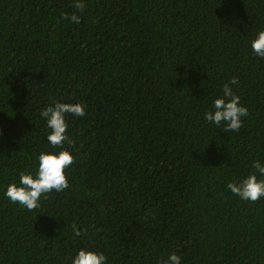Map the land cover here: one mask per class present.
Segmentation results:
<instances>
[{
  "label": "trees",
  "instance_id": "trees-1",
  "mask_svg": "<svg viewBox=\"0 0 264 264\" xmlns=\"http://www.w3.org/2000/svg\"><path fill=\"white\" fill-rule=\"evenodd\" d=\"M0 0V264H264V197L229 183L264 179V0ZM75 13L74 24L64 16ZM232 91L239 132L205 119ZM66 114L53 147L40 113ZM69 151V187L29 211L6 197L40 153ZM81 232L75 235L73 224Z\"/></svg>",
  "mask_w": 264,
  "mask_h": 264
},
{
  "label": "clouds",
  "instance_id": "clouds-1",
  "mask_svg": "<svg viewBox=\"0 0 264 264\" xmlns=\"http://www.w3.org/2000/svg\"><path fill=\"white\" fill-rule=\"evenodd\" d=\"M74 7L78 12L83 13L86 4L83 0H76ZM64 20H71L74 24L81 22L80 16L73 13L71 17L65 15ZM253 52L264 58V31H260L257 37L251 42ZM239 84L237 78H232L225 84L222 91L223 96L213 102L214 111L205 113V119L214 123L218 128L223 125L224 132H239L242 124V117L249 115L248 109L241 105L240 97L237 96L230 85ZM66 114H73L77 117L86 115L85 107L82 104L56 103L54 107L48 106L40 113L42 118H46L47 127L51 129V134L47 136L53 147L63 148L64 142L74 145L67 135L68 124ZM38 170L35 175L27 172L20 173L19 186L11 183L7 187L6 197L14 204L21 205L29 211H34L40 207V199L48 198L49 193L63 192L69 187L66 170L75 162L73 155L62 150L57 153H40ZM262 176H264V166L259 161L252 165ZM227 188L234 195L243 200L257 202L264 197V179L258 180L256 174H250L239 183H229ZM75 235H81L76 224H73ZM107 257L103 253L96 251L80 250L73 260V264H106ZM164 264H181V258L173 253Z\"/></svg>",
  "mask_w": 264,
  "mask_h": 264
}]
</instances>
